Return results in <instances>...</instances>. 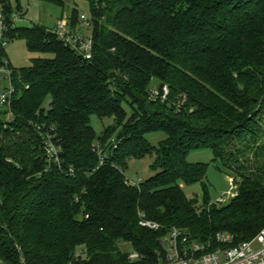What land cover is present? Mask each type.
Instances as JSON below:
<instances>
[{"label": "trees", "instance_id": "16d2710c", "mask_svg": "<svg viewBox=\"0 0 264 264\" xmlns=\"http://www.w3.org/2000/svg\"><path fill=\"white\" fill-rule=\"evenodd\" d=\"M87 1L90 61L41 26L8 31L47 55L30 67L14 68L0 45L15 88L0 110V261L158 264L173 228L198 242L254 239L264 228V0ZM154 81L169 88L166 102L150 100ZM93 117L112 124L99 135ZM47 133L61 167L48 163ZM204 149L233 176L228 205H210L209 166L187 160ZM148 156L154 176L130 184L129 162ZM195 184L203 204L184 192Z\"/></svg>", "mask_w": 264, "mask_h": 264}, {"label": "built area", "instance_id": "2783aa9c", "mask_svg": "<svg viewBox=\"0 0 264 264\" xmlns=\"http://www.w3.org/2000/svg\"><path fill=\"white\" fill-rule=\"evenodd\" d=\"M7 6L9 4L6 0H0V45L3 47L10 43L9 28L16 26L17 22L14 13L8 18ZM78 24V29L73 30L70 21L62 19L51 31L66 46L76 51L85 60L90 61L93 58V36L92 33L85 35L81 31L92 29V20L83 15L79 17ZM2 73L8 74L10 80L11 71L7 67L0 68V75ZM14 94L15 88L11 84L8 92L0 96V107H9ZM168 97L169 88L167 86L159 89L156 85L150 91V100L152 101L166 102ZM44 147L48 163H54L61 167L62 149L49 133L46 135ZM237 195L236 191L234 197ZM229 203L230 201L222 198L215 204L223 206ZM141 225L151 229L159 228L158 225L147 222H141ZM162 245L163 251L157 256L158 264H264V228L251 241L237 245H235V239L231 234L221 233L214 239L198 242L183 230L173 228L162 239ZM139 259L140 255L137 252L130 253L129 260L131 262ZM21 264H25L24 259H21Z\"/></svg>", "mask_w": 264, "mask_h": 264}, {"label": "rangeland", "instance_id": "374dc122", "mask_svg": "<svg viewBox=\"0 0 264 264\" xmlns=\"http://www.w3.org/2000/svg\"><path fill=\"white\" fill-rule=\"evenodd\" d=\"M14 15L17 17L16 25L19 28H30L33 26H41L48 29H54L58 22L62 19L71 21L74 12L77 16L83 15L92 19L90 3L87 0H66L65 6L43 0H9ZM91 29H87L83 34L90 35ZM8 60L14 68H27L31 66L32 60L46 57L47 55L30 53L25 40L11 41L6 47ZM157 85L154 81L153 86ZM11 87L9 75L2 73L0 75V96L8 92ZM1 111H6L7 107H0ZM91 124L97 134H101L105 127L112 124V120L100 121L97 117H93ZM164 138L161 133L151 134L147 139L153 144L158 143ZM188 162L192 164L203 163L209 166L206 185L209 190L210 203L215 204L220 199L231 201L236 192L233 176L225 170H222L221 164L214 161V155L210 150H196L189 154ZM154 157L148 156L140 160H131L129 167L125 173L126 178L132 185H138L148 178L154 176L151 170ZM185 194L190 199H197L201 204L204 202L203 185L195 184L183 187ZM120 248L127 252L133 253L128 244H121ZM0 264H4L0 261Z\"/></svg>", "mask_w": 264, "mask_h": 264}, {"label": "crops", "instance_id": "0c3cea01", "mask_svg": "<svg viewBox=\"0 0 264 264\" xmlns=\"http://www.w3.org/2000/svg\"><path fill=\"white\" fill-rule=\"evenodd\" d=\"M82 33H84V30L83 31H81Z\"/></svg>", "mask_w": 264, "mask_h": 264}]
</instances>
